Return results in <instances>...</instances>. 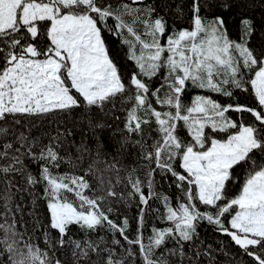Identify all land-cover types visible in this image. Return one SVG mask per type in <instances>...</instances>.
I'll return each mask as SVG.
<instances>
[{
    "label": "snow or ice",
    "instance_id": "1",
    "mask_svg": "<svg viewBox=\"0 0 264 264\" xmlns=\"http://www.w3.org/2000/svg\"><path fill=\"white\" fill-rule=\"evenodd\" d=\"M190 11V27L170 32L146 0H0V264H53L49 251L54 256L69 245L75 264H183L186 245L195 247L203 221L230 237L249 264H264V53L254 55L246 44L248 20L242 21L245 42H237L221 17L201 15V0H192ZM105 30L128 47L136 70L127 81L109 56ZM156 79L162 82L153 86ZM190 87L225 97L233 96L232 89L250 92L255 106L222 105L206 95L185 104ZM77 110L95 138L97 159L82 174L61 173L65 164L81 167L90 149L82 139L74 160L68 153L75 133L59 124L43 131L37 121ZM116 111L125 113L120 150L136 147L148 169L145 181L135 170L127 176L128 196L138 207L135 238L128 235L127 217L120 224L110 218L111 203L122 194L96 167L105 147L101 134L111 127L103 117L111 113L119 120ZM237 168H247V175L239 194L229 198ZM104 171L116 172L121 183L118 161L106 163ZM157 173L172 178L183 201L173 206L155 191ZM24 193L32 197L31 215L48 250L18 231L23 208L15 199ZM40 200L46 224L37 212ZM154 200L162 201L159 218L167 226H153L145 242V216L159 212L151 208ZM73 227L84 234L107 229L114 247L102 246L104 237L78 239Z\"/></svg>",
    "mask_w": 264,
    "mask_h": 264
},
{
    "label": "trees",
    "instance_id": "2",
    "mask_svg": "<svg viewBox=\"0 0 264 264\" xmlns=\"http://www.w3.org/2000/svg\"><path fill=\"white\" fill-rule=\"evenodd\" d=\"M115 2V0H113ZM123 2V0H121ZM202 11L201 15L206 19L211 20L215 17H221L224 20V27L230 40L237 42H245L242 39L244 25L243 20H248L250 23L251 34L246 37V44L249 49L254 53V55L260 56L264 53V0H201ZM146 3L155 7L157 16H162L167 22L169 31L174 29H182L190 27V16H191V3L192 0H146ZM182 9V14L179 10ZM114 23V21H109V24ZM105 44L109 52L110 58L116 63L118 69L124 79L127 81L130 74H132L136 69L134 62L128 58V47L122 42V37H118L107 30L103 33ZM264 58V57H262ZM162 81L156 79L150 81L153 86H158ZM233 96L225 97L216 93L205 92L196 88H189L184 97L183 101L185 104H190L191 99L195 95H206L210 96L212 99L216 100L222 105L227 104H241L249 107L255 106L254 96L250 92H241L236 89H232ZM160 110L158 105H154ZM103 115V114H100ZM116 116H119V120L112 118V114L109 113L108 116H104V120L111 125L101 134V139L104 142V149L99 157L101 163L97 164L96 167L100 169V173L105 178V181L109 179L115 185V190L117 193L122 194V198H118L111 203V207L114 211L110 214V218L114 220L117 224H120L124 217L128 218L129 229L128 235L130 238H135L137 229V216L138 207L135 198L129 197L128 192L130 189L127 187V176L130 172L135 170L134 176L138 177L140 180L145 181L147 178V167L145 166V161L139 155V150L136 147L125 145L124 149L120 150V143L122 139V133L118 129L123 128V120L125 113L124 111H116ZM233 119L239 120L240 114L235 112L228 113ZM252 118L250 115H245L244 122L250 123ZM60 125L61 128L71 129L75 135L70 137L71 141L75 142V146L71 148L68 155H72L75 160L76 156V146H78L83 139L84 143L90 149V153L84 154V159L79 168H73L70 165H63L58 171L82 174L81 168H87L89 164L93 163L97 159L96 156V142L92 133L87 129V121L81 115V111L77 110L73 115H60L51 118V122L45 120L42 124L37 121V125L43 131H50ZM154 127V125H153ZM35 135H41V132L33 129ZM150 135L154 136V132H150ZM182 135H184L182 131ZM220 136H225L226 134H219ZM62 154H64L62 152ZM118 161L119 179L121 183H116L117 173L113 171H104L106 163H112ZM30 169L33 173L36 172L37 166L30 165ZM179 171V169H177ZM237 180L231 182L229 187V198H234L235 195L239 194L240 186L242 181L246 178L247 168H237L235 170ZM20 180V178H17ZM90 182L94 185L96 183L93 177H90ZM20 183H23L20 180ZM5 185L0 182V191L4 189ZM187 186L185 185V188ZM154 189L160 194L169 196L171 203L175 206L178 202L183 201L184 194L178 189L173 182L171 177L165 178L161 174L157 173L155 176ZM42 191V189H39ZM146 191V189H145ZM91 194V193H89ZM111 199V198H110ZM16 203H21L23 212L22 214H17V221H23V224L18 223V231L25 233L24 239L31 240L29 242L38 244L41 249L48 250L47 245L43 243V236L41 234V229L36 225L35 218L32 213V197L27 193L22 196L18 194L15 199ZM39 208L37 210L40 219L43 223H47L46 207L43 200L38 201ZM107 204V202H106ZM152 209H159V212L149 211L145 216V224L143 229V237L145 242L150 235V230L153 226L165 227V223H162L159 216L163 213L164 209L162 206V201H150ZM200 209L206 210L203 205H199ZM230 219L229 216H225L224 220ZM73 233L76 238L92 239L98 241L100 237H104L105 244L102 246L114 247L111 244L113 239L112 233L107 229H101L96 233L84 234L81 233L76 227H73ZM198 240L196 241L195 247L191 245H186L185 257L183 259V264H249L250 258L247 257L238 246L231 241V238L222 234L217 230L214 225L208 224L206 221L201 222L197 228ZM117 239H121L119 234H116ZM121 244L124 241L121 239ZM173 245L169 244L168 247ZM127 247V245H125ZM199 251V257L195 256V253ZM205 252L210 253V255H204ZM118 254L123 255V248H118ZM49 255L53 259V264L55 259L59 258L63 261V264H75L74 258L71 252V246H66L64 249L57 248L55 255L49 251ZM106 255V254H105ZM191 257V261H189ZM93 260L96 257L93 256ZM172 259L177 260L176 257ZM177 264L180 261L177 260Z\"/></svg>",
    "mask_w": 264,
    "mask_h": 264
}]
</instances>
